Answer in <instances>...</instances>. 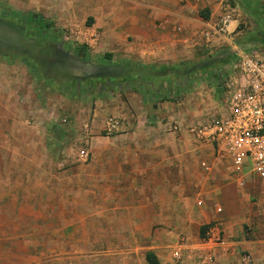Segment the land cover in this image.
<instances>
[{"label": "rangeland", "instance_id": "374dc122", "mask_svg": "<svg viewBox=\"0 0 264 264\" xmlns=\"http://www.w3.org/2000/svg\"><path fill=\"white\" fill-rule=\"evenodd\" d=\"M6 2L11 0H0V70L13 69L7 71L10 78L19 67L32 71L35 98L30 104L25 99L19 112L11 93L0 97V264H148L144 257L148 251L128 252V196L117 203L115 196L108 195L116 189L102 186L93 164L103 158H95L96 151L120 145L110 138L122 133L124 125L109 133L106 122L125 120L106 110L124 99L126 90L152 95L156 87L146 83L134 89L127 82L126 63L135 66L138 62L123 57L114 60L113 53L93 56L87 43L77 41L80 30L58 31L41 12L36 14L42 15V24H30V13L3 7ZM224 6L214 22L231 13L234 22L229 31L211 40L204 33L198 35L194 57L179 63L196 68V74L161 84L170 93L177 91L172 101H159L172 107L161 112L177 114L186 124L204 121L213 113L235 55L264 44V0H225ZM17 17L22 48L13 53L2 32ZM91 23L87 19L84 26ZM61 36L65 57L50 65L40 50ZM82 151L88 156L82 157ZM213 162L219 164L217 159ZM220 168L230 173L229 166ZM240 199L238 213L224 199L213 203L215 212L219 206L225 212L206 225L203 240L208 241L207 231L220 219L224 243L207 246L202 257L205 264L219 263L226 243L233 241L240 244L234 251L230 245L232 264H264V200L249 195ZM232 209L238 215L226 218ZM226 223L233 228L231 236ZM176 262L181 264V259Z\"/></svg>", "mask_w": 264, "mask_h": 264}, {"label": "crops", "instance_id": "0c3cea01", "mask_svg": "<svg viewBox=\"0 0 264 264\" xmlns=\"http://www.w3.org/2000/svg\"><path fill=\"white\" fill-rule=\"evenodd\" d=\"M224 2L11 0L3 3V7L30 14L41 12L58 31L59 28L80 30L76 32V39L79 44L87 43L93 56L105 57L113 53L114 60L123 57L127 62H138V66L158 67L176 66L182 60L193 58L199 45L197 36L205 35L223 14ZM19 19L9 20L7 30L2 32L9 43L7 48L15 49L13 53L20 51L19 43L22 42ZM87 19L92 23L84 26ZM61 37L59 41L53 38L51 44L47 43L48 47L40 50L45 54L42 59L50 65L56 58L65 57ZM76 51L79 52L80 47ZM126 65L125 71L133 67ZM9 70H0V97L11 93L14 106L21 112L25 99L29 104L34 101L35 80L31 77L32 71L25 68H17L12 78ZM122 97L124 99L118 100L120 103L106 110L125 120L122 133L110 138L120 145L96 151L95 158H103L100 163H94L93 168L100 172L103 187L116 189L115 192L110 190L108 195L115 196L117 203L128 196V252L148 251L144 256L147 263V255L151 253L159 264H176L179 253L181 264H205L208 244L201 230L217 215L213 203L221 198L237 211L240 197L251 195L227 185L231 176L220 167L229 163L213 162L214 149L197 143L189 131V124L179 120L177 114L165 113L167 116H164L161 112L172 107L152 98L149 93H128L126 90ZM174 119L180 126L175 132L168 126ZM93 121L95 123L96 119ZM104 192L103 196L107 193ZM234 210L226 218L238 215L233 214ZM226 226L231 236L233 228L228 223ZM152 236L156 240L150 241ZM239 244L237 241L226 243L227 251H223L222 260L214 264H232L231 250ZM230 245L233 246L231 250Z\"/></svg>", "mask_w": 264, "mask_h": 264}, {"label": "built area", "instance_id": "2783aa9c", "mask_svg": "<svg viewBox=\"0 0 264 264\" xmlns=\"http://www.w3.org/2000/svg\"><path fill=\"white\" fill-rule=\"evenodd\" d=\"M233 22L231 13L224 14L206 31L205 38L222 36ZM232 61L229 74L223 78L217 107L204 121H192L189 131L197 143L214 149L215 159L229 163L228 186L264 200V44H258L248 53L239 52ZM123 125L117 118L106 122L109 133ZM179 127V122L169 124L173 132ZM81 156L87 157L88 153L82 151ZM224 212L222 206L216 209L218 216ZM215 222L207 231L206 244L210 246L224 243L223 221ZM176 259H181L179 253Z\"/></svg>", "mask_w": 264, "mask_h": 264}, {"label": "trees", "instance_id": "16d2710c", "mask_svg": "<svg viewBox=\"0 0 264 264\" xmlns=\"http://www.w3.org/2000/svg\"><path fill=\"white\" fill-rule=\"evenodd\" d=\"M205 18L207 19L208 16L205 15ZM43 17L40 14H29L27 16V21L30 24H42ZM38 27V26H37ZM137 71V72H136ZM141 72V73H140ZM196 74V68H191L189 66H183V65H178V66H138L135 65L132 67L130 72L128 71V74L126 76L128 83L132 85V87L135 88H143L144 85L147 83H152L155 87L156 90H153L152 92V98L156 100H173L175 93H170L168 92L161 84L163 82H171L172 79L174 78H183L182 76L184 75H190V74ZM205 73L209 75V78H211V72L205 70ZM111 77L109 76L105 80H110ZM174 95V96H173ZM208 229L207 226H204L201 230L202 232V237L204 236L206 230ZM147 261L149 264H159L154 257L153 254H148L147 255Z\"/></svg>", "mask_w": 264, "mask_h": 264}]
</instances>
